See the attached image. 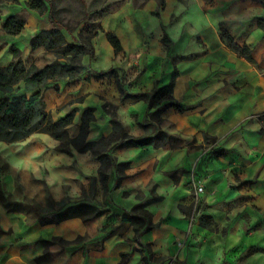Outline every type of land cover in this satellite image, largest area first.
Returning <instances> with one entry per match:
<instances>
[{"label": "crops", "instance_id": "1", "mask_svg": "<svg viewBox=\"0 0 264 264\" xmlns=\"http://www.w3.org/2000/svg\"><path fill=\"white\" fill-rule=\"evenodd\" d=\"M28 1L14 3L0 21V31L9 36L0 66L14 60L13 46L26 63L38 64L41 54H49L44 47L33 50L30 42L54 25L48 12L39 14ZM15 13L23 15L25 26L9 35L3 24ZM259 18L264 5L253 0L112 3L92 37V55L82 59L86 69L77 81L67 80V113L77 109L69 133L78 135L82 113L91 107L95 119L88 139L110 135L113 124L104 107L110 102L130 135L152 136L147 114L155 108L129 94L168 84L176 70L173 95L185 110L164 109L159 125L176 142L114 145L110 154L126 165H112L104 184L101 161L92 152L59 150L60 140L48 133L0 140V264H169L173 259L171 264H264ZM221 27L237 44L247 45L253 59L233 48ZM61 28L69 42L79 41L81 28L69 35ZM106 33L117 36L121 50ZM112 69L115 76L107 73ZM43 94L50 97L52 89L46 86ZM67 113L61 109L58 118ZM193 179L204 185L203 192L195 190ZM48 192L57 202L53 207L47 206ZM146 202L153 226L137 232L123 214ZM55 237L68 243L47 248L43 241ZM46 251L50 259L39 262Z\"/></svg>", "mask_w": 264, "mask_h": 264}, {"label": "trees", "instance_id": "2", "mask_svg": "<svg viewBox=\"0 0 264 264\" xmlns=\"http://www.w3.org/2000/svg\"><path fill=\"white\" fill-rule=\"evenodd\" d=\"M0 1L14 2L16 0ZM260 1L264 3V0ZM160 4L164 6L165 0H160ZM27 5L39 14L48 12L50 21L54 25L50 29H42L31 38L32 49L44 47L47 51L55 53L57 58L51 63L39 67L35 62L27 64L22 59L20 49L12 47L14 60L7 66H0V92L3 93L0 97V140L13 142L22 140L34 132L48 133L60 140L59 150L71 153L72 148H75L80 152H92L101 161V181L106 184L109 176L108 170L112 165L116 167L126 165L117 163L115 158L110 154V150L114 145L158 144L152 140V136L137 138L130 135L118 119L115 105L110 102H106L104 107L111 115L113 131L110 135L104 136L99 140L88 139L90 123L95 119L94 108L87 107L83 111L80 132L74 137L70 135L69 127L74 122L77 109H72L65 116L58 119L53 117L52 113L47 109L43 89L50 81L80 78L86 69L82 64L83 57L92 55L93 53L92 40L91 43L80 39L77 43L69 42L61 28H65V26L53 18L51 14L52 5L46 0H29ZM258 24L264 27V18H259ZM24 26L25 19L15 13L6 18L3 29L9 35H17L23 30ZM220 31L221 36L233 48L245 57L253 59V52L247 45L241 46L237 44L226 29L221 27ZM95 35L96 33L93 36ZM106 35L117 51L122 49L121 43L115 34L106 33ZM61 58H66L68 61L63 62L60 60ZM107 73L116 75L114 69ZM177 74L178 71L175 70L168 84L152 92L129 94L133 98L148 100L149 108H155V110L149 111L147 114L150 124L159 122L158 119H161L162 112L168 107H175L179 111L185 110V107L176 101L173 95ZM20 83L25 84V93H15L17 88H20ZM29 90H33L34 92L28 95ZM155 199L157 198L155 197ZM56 204L57 202L53 200L48 192L47 206L53 207ZM147 205L148 202L140 203L130 212L123 214V220L133 224L137 232L143 226H145L146 230H149L153 226ZM182 209L189 213L187 208L182 207ZM56 242L68 243V241L58 237L43 241L47 248ZM49 259L50 254L48 251L37 258L39 262H46Z\"/></svg>", "mask_w": 264, "mask_h": 264}, {"label": "rangeland", "instance_id": "3", "mask_svg": "<svg viewBox=\"0 0 264 264\" xmlns=\"http://www.w3.org/2000/svg\"><path fill=\"white\" fill-rule=\"evenodd\" d=\"M52 5V16L60 24L65 25L67 30L65 32L69 35L73 31H80L77 33L80 40L91 43L93 35L101 29L100 17L104 11L109 9L112 3L117 4L122 0H49ZM136 4L143 3L144 0H134ZM262 3L260 0H253ZM19 0L14 2L11 1H0V21L3 20L8 9L13 8L14 3H18ZM264 5V3H262ZM25 14V13H24ZM23 17V15H20ZM24 18V17H23ZM48 19V17H46ZM1 30V29H0ZM9 36L3 35L0 31V50L3 49L4 45H7V38ZM12 51V50H11ZM36 51L35 54H37ZM57 58V55L53 52L49 54L44 53L40 55L39 67L45 64L51 63ZM63 62H67L66 58L60 59ZM30 64V60L27 62ZM79 78L75 79H60L50 81L46 86L52 89V95L50 97L45 96L47 109L50 110L54 118H58V113L63 109L67 113V80L69 82H75ZM69 84V83H68ZM26 90L24 85L17 88L15 93H25ZM3 93L0 92V97ZM11 96V94H9ZM81 98H78L79 100ZM63 114V113H62ZM159 122H154L148 126V131L152 135V140L157 144L165 142H176L177 137L169 135L167 132L160 130V124L162 119H158ZM167 134V135H165ZM62 244L61 242H56Z\"/></svg>", "mask_w": 264, "mask_h": 264}, {"label": "built area", "instance_id": "4", "mask_svg": "<svg viewBox=\"0 0 264 264\" xmlns=\"http://www.w3.org/2000/svg\"><path fill=\"white\" fill-rule=\"evenodd\" d=\"M192 185L194 186L195 190L199 193V192H203L204 191V185L202 183H198V181H196V179L192 180ZM193 220V218H192ZM181 244V243H180ZM174 259L171 260L169 262V264L173 263Z\"/></svg>", "mask_w": 264, "mask_h": 264}]
</instances>
